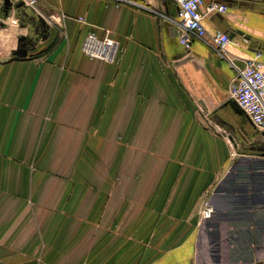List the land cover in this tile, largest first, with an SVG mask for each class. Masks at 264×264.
Returning a JSON list of instances; mask_svg holds the SVG:
<instances>
[{
  "label": "crops",
  "instance_id": "0c3cea01",
  "mask_svg": "<svg viewBox=\"0 0 264 264\" xmlns=\"http://www.w3.org/2000/svg\"><path fill=\"white\" fill-rule=\"evenodd\" d=\"M129 1L36 0L49 33L23 59L24 13L0 18V264H264V175L200 216L227 173L264 172V131L228 104L210 41L228 34L237 67L264 54V0H204L227 11L189 50L161 17L172 0ZM90 32L116 61L82 52ZM242 247L253 260L234 263Z\"/></svg>",
  "mask_w": 264,
  "mask_h": 264
},
{
  "label": "built area",
  "instance_id": "2783aa9c",
  "mask_svg": "<svg viewBox=\"0 0 264 264\" xmlns=\"http://www.w3.org/2000/svg\"><path fill=\"white\" fill-rule=\"evenodd\" d=\"M0 0V10L2 7ZM24 1V0H23ZM141 0H130V4L143 9ZM178 9V19L162 15L171 24L178 35L179 44L184 50H189L194 40L206 42L207 32L203 19L212 14H224L227 6L215 1L204 5V0H172ZM27 7H33L36 0L24 1ZM215 53L234 70L235 75L229 86L228 97L234 101L246 116L252 126L259 132L264 131V54L256 51L252 58L243 60L242 67L235 65L237 58L226 51L232 40L226 33H217L210 37ZM82 52L91 59L101 60L106 63L116 61L118 46L110 37L97 38L94 33H88L81 44ZM213 209L208 200H204L200 216L203 219L211 217Z\"/></svg>",
  "mask_w": 264,
  "mask_h": 264
},
{
  "label": "water",
  "instance_id": "95a60500",
  "mask_svg": "<svg viewBox=\"0 0 264 264\" xmlns=\"http://www.w3.org/2000/svg\"><path fill=\"white\" fill-rule=\"evenodd\" d=\"M17 9V14H20V12L22 11L24 14L25 18L19 19V25L21 28H26L27 25H29V32L30 31H34V33H37V36L39 39L47 37L48 33H49V26L46 25L45 21L40 17V16H33L30 13L32 12L31 9H29L26 5L25 2L23 0H3L2 1V13L0 18H4L7 19L10 16V12H8L9 10L11 11L12 8ZM42 34V35H40ZM30 39V35L28 36H19V38L17 39V46L15 48V50H13L11 52L13 58H17V59H23L27 56L28 52H29V48H27V42ZM36 41V40H35ZM37 42V41H36ZM35 44V43H34ZM33 44V46H34ZM32 46V48H33ZM230 106L232 107V109L238 113L239 115H243V112L239 109V107L235 104L234 101L229 99V103ZM246 117V116H245ZM248 120V119H247ZM264 135V132H263ZM237 164V163H236ZM253 164H248V168L245 169L244 171H236L234 175L230 176V173H227V176H225V178L222 180V182L216 187V189L214 190L211 198H210V204L213 207V211H218V206L217 203L221 200V201H228V204H231L232 202V198L235 196L236 193L240 192V184L239 182H242V180H249V181H256V177L259 175H264V172L262 173H256V168H253V166H251ZM235 166V165H234ZM237 166V165H236ZM261 171V170H260ZM231 178V182H232V186H229L227 189L226 186H224V183H226L227 179ZM246 190L249 189L248 187L245 188ZM257 191L255 187H251L250 188V192H252L254 194V192ZM226 193L228 196V199L226 196H224L223 194ZM219 199V200H218ZM230 201V202H229ZM227 204V203H226ZM229 207V206H228ZM226 209V207H224ZM223 208V209H224ZM228 209V208H227ZM247 209L250 210V208L247 206ZM219 264V263H217ZM247 264H263V263H257L256 260H253V262L251 263H247Z\"/></svg>",
  "mask_w": 264,
  "mask_h": 264
},
{
  "label": "trees",
  "instance_id": "16d2710c",
  "mask_svg": "<svg viewBox=\"0 0 264 264\" xmlns=\"http://www.w3.org/2000/svg\"><path fill=\"white\" fill-rule=\"evenodd\" d=\"M245 238L248 240L254 238V233L253 232H250V233L246 232ZM253 256H254L253 248L242 247V249H240V251H238L236 257L233 254L230 257H231V260L233 259L234 263H236L239 260L246 263L247 260H249V261L253 260ZM234 259H236V260H234Z\"/></svg>",
  "mask_w": 264,
  "mask_h": 264
},
{
  "label": "flooded vegetation",
  "instance_id": "af4514ba",
  "mask_svg": "<svg viewBox=\"0 0 264 264\" xmlns=\"http://www.w3.org/2000/svg\"><path fill=\"white\" fill-rule=\"evenodd\" d=\"M13 11H16V12H17V9H15V8L13 7V8L11 9V11L9 10L8 12L12 13ZM0 14L3 15L2 10L0 11ZM29 35H30V39H29L28 42H27V48H29V50H30V49H32L33 44L35 43V40H36L35 38H38V36H37V33H34L33 30L29 32ZM40 35H42V34H40ZM234 174H235V172H234V171H231L230 176H231V175H234ZM230 179H231V178H230Z\"/></svg>",
  "mask_w": 264,
  "mask_h": 264
}]
</instances>
